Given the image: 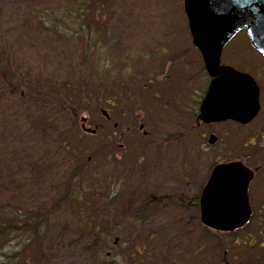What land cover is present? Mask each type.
<instances>
[{"label":"rangeland","instance_id":"obj_1","mask_svg":"<svg viewBox=\"0 0 264 264\" xmlns=\"http://www.w3.org/2000/svg\"><path fill=\"white\" fill-rule=\"evenodd\" d=\"M34 1L0 0V19L10 18L11 12L18 5L25 7ZM109 1V7L104 8L102 15L106 23L111 17L112 22L115 21L109 34L106 35L108 30L106 24L101 22L96 24L103 25L104 28L101 39L107 42L103 43V46L96 43V48L91 49L87 54L79 39L73 38L68 41L66 36L58 35L56 36L59 41L58 48L53 50L48 44L39 46L38 51L26 60V65L29 64L27 67L35 73L34 77L44 73L43 75L53 83L60 78V83L64 79L68 83L75 81L76 84L68 90L70 95L76 96L78 94L76 91L90 94L91 103L85 112L89 118L86 126L95 130L92 133L85 132V142H92L93 145L79 157L81 160L90 152L94 154L93 158L96 162L87 166L88 175L85 176L88 185L99 186V180L102 182L103 178L95 177L94 172L102 162H107L111 163V174H104L106 179L102 184L110 175L112 176L115 165L124 164L117 178H123L125 173L131 172L130 183L139 184L131 190L140 188L143 190L141 194L128 196L127 199L117 190L115 202H111L113 219L116 221V225L111 229L113 241L116 238L120 244L134 243L140 227L132 226L126 219L128 208L132 206V210L138 211L135 212L138 216H141L144 209L147 221L140 229L145 232L139 234L141 240L147 239V234L150 232H158L160 242L165 244L172 242L178 247L174 250L164 249L151 241L149 242L151 249L145 258L142 256L144 261L141 264H189L187 259L177 255V251L185 249L182 252L186 253L201 244L202 240H207L192 221L196 219V213L191 199L199 194L211 162L215 158L218 159L220 154H225L226 149L220 148L219 144L223 141L224 145L232 142L227 151L230 149L243 153L240 151L246 152L249 147L247 145L244 147L243 140L252 136L255 130L260 132L263 130L253 127L242 133L235 127V123L230 121L225 124H214L211 127L194 125L197 105L204 96L205 73L201 56L192 45L182 0H119L116 6H111V0ZM51 2L52 0L46 1L48 5ZM21 31L25 38L34 39L39 35L33 31L27 32L23 28ZM120 42H123V45ZM62 47L63 54L58 57ZM166 55H170L171 58ZM222 61L238 68L246 66L255 76L257 75L253 66L256 65V61L260 66L264 64V60L254 53L247 37L242 33L228 44ZM94 62L97 65L95 74ZM130 72L133 74L129 77L133 87L127 89V92L124 90L119 94L105 87L104 81L114 77L120 83L116 84L119 90L123 80L128 81L126 76ZM150 78L152 80L149 81ZM257 81L263 83L264 77ZM144 84H146L145 88ZM110 92L111 96L117 94L118 100L120 95L129 96L130 103L119 105L116 103L117 106H114L111 102H106V99L110 98ZM103 109L107 110L112 118L105 119L100 112ZM195 109L196 112L193 113ZM77 121L80 125L82 116L79 115ZM141 123L147 131L146 134L138 129ZM35 124L38 126L40 123ZM211 130L218 136L219 143L208 146V137L203 138L202 135ZM152 136H156L157 140L159 137L160 141L164 140L160 148L163 157L158 158L161 163L159 162L157 167L154 165L158 161L155 159L156 162H152L154 165H149L143 153V148L151 149ZM82 137L78 135L76 138L79 145ZM133 144L142 145L136 150L138 145L133 147ZM259 145L262 143L259 142ZM249 151L250 153L247 154H251L252 158L257 157L256 147L249 148ZM107 167L109 170V165L105 166ZM140 172H143L142 175ZM111 189L112 187L109 186L107 192L111 193ZM97 190L102 191L99 188ZM177 197L179 200L185 199L183 205H180ZM91 204L94 210L102 207V204L96 203V199L92 200ZM119 215L122 220L118 218ZM72 218L73 214L65 216L60 222V228L63 230L60 229L49 235L47 243L52 250L50 264L105 262L96 249V234L99 233L92 228L91 220L84 225H78L72 222ZM121 221L127 225L122 227ZM188 222L190 224H187ZM181 235L187 236L184 238ZM209 242L210 246L217 247V253L222 254L225 248L229 258L236 252L243 255L242 252L247 248L246 245H239L238 249H235L234 239L231 238H227L224 243L213 238ZM104 251L115 252L114 244L107 246ZM114 254H109V259ZM197 258L205 259L204 255H199ZM129 259L134 263V258ZM206 264H217V261H209Z\"/></svg>","mask_w":264,"mask_h":264},{"label":"trees","instance_id":"obj_2","mask_svg":"<svg viewBox=\"0 0 264 264\" xmlns=\"http://www.w3.org/2000/svg\"><path fill=\"white\" fill-rule=\"evenodd\" d=\"M46 1L35 0L25 7L18 5L10 18L0 19V264H50L49 235L63 230L60 222L67 215L73 214L72 222L78 225L91 220L92 228L99 233L96 234V249L101 256L112 236L111 198L117 192L111 195L104 191L110 186L102 184L106 179L105 168L94 172L95 177L103 178L102 182L99 180V186L88 185L85 176L88 175L87 166L96 162L94 154L90 152L85 158H79L93 145L85 142L86 134L77 121L91 103L90 94L76 91V96L70 95L68 90L75 81L68 83L64 79L60 83V78L53 83L44 73L34 77L35 73L28 69L29 64L26 65V60L38 51L39 46L48 44L53 50L58 48V35L66 36L68 41L79 39L87 54L96 48V43L103 46L104 28L96 24H106V35L109 34L115 21L112 22L111 17L106 23L102 15L110 1L52 0L49 5ZM118 2L111 0V6ZM21 28L39 35L34 39L25 38ZM62 54L63 47L58 57ZM96 66L94 62V74ZM93 78L95 80V75ZM104 82L105 87L113 86L119 94L131 89V81L123 80L119 90L116 84L120 83L114 77ZM112 97L119 98L117 94ZM119 101L130 103L126 95H120ZM78 135L83 136L80 145L76 139ZM137 145L133 144L134 147ZM150 147L152 155H158L153 144ZM96 188L103 191L99 193ZM93 196L102 207L94 210V206L86 205L83 210L80 205ZM144 214L142 210L134 224L142 225ZM140 229L133 244H121L118 252L123 250V254L115 258L114 263L107 258L100 263L126 264L128 261L141 264L142 258L136 255L146 248H140L139 234L144 233ZM153 238L151 236L149 241ZM157 244L174 250L172 243ZM130 257L134 258V263Z\"/></svg>","mask_w":264,"mask_h":264},{"label":"water","instance_id":"obj_3","mask_svg":"<svg viewBox=\"0 0 264 264\" xmlns=\"http://www.w3.org/2000/svg\"><path fill=\"white\" fill-rule=\"evenodd\" d=\"M184 5L193 42L214 76L201 103L199 119L251 120L258 110L257 84L249 74L220 61L224 46L242 29H247L253 45L264 52V0H184ZM239 166L234 162L214 168L201 199L202 221L207 225L233 230L241 224L242 209L234 205L235 199L243 198L237 183L242 173Z\"/></svg>","mask_w":264,"mask_h":264},{"label":"flooded vegetation","instance_id":"obj_4","mask_svg":"<svg viewBox=\"0 0 264 264\" xmlns=\"http://www.w3.org/2000/svg\"><path fill=\"white\" fill-rule=\"evenodd\" d=\"M253 70L257 76V79L264 77V65L260 66L256 61V65L253 66ZM248 71L250 69L248 68ZM260 77V78H259ZM259 83V82H258ZM260 91V110L256 116L254 123L242 125L238 124V131L245 132L248 129L256 127V129H262L253 131L252 136L246 137L243 141L245 145L249 146L246 152L240 151L236 156L237 160L244 161L249 165V168L254 170L253 178L248 185V201L250 205L251 214L249 220L239 229L230 232L228 237L234 239L239 245H246V251L241 254H235L234 257L229 258L227 252L221 254L222 264H264V82L259 83ZM214 124H208V127ZM212 133L213 130L208 131ZM206 133L204 134V136ZM226 141V140H225ZM259 142L262 145H259ZM227 145H224V141L221 142L220 147L227 149ZM256 147L258 154L256 158H252L249 148ZM211 174V171L208 172ZM232 259V261H229Z\"/></svg>","mask_w":264,"mask_h":264}]
</instances>
